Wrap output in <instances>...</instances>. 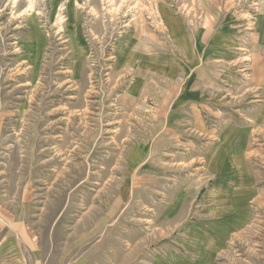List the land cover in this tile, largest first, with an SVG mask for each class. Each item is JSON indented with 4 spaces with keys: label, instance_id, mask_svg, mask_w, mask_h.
I'll return each instance as SVG.
<instances>
[{
    "label": "rangeland",
    "instance_id": "rangeland-1",
    "mask_svg": "<svg viewBox=\"0 0 264 264\" xmlns=\"http://www.w3.org/2000/svg\"><path fill=\"white\" fill-rule=\"evenodd\" d=\"M257 5L0 0V264H264V88L215 37Z\"/></svg>",
    "mask_w": 264,
    "mask_h": 264
},
{
    "label": "crops",
    "instance_id": "crops-1",
    "mask_svg": "<svg viewBox=\"0 0 264 264\" xmlns=\"http://www.w3.org/2000/svg\"><path fill=\"white\" fill-rule=\"evenodd\" d=\"M257 2L258 7L254 6L252 7V10L236 17V24L233 26V29L229 30L227 27H224L215 34V37L218 40L217 43L219 42V44H225V47H227L229 44L233 49H236V54H238V52L241 50H245V59H248L246 66L248 68H251V64H253L254 66L253 76L252 72L248 71V75H251V81L255 76L254 84L256 82V85L254 86H256V88H264V82H258L257 78V71H260L264 74V0H257ZM163 14H165V19L169 22V26H171L174 31V35L169 31L170 35L174 37V39L176 40V44L181 43V45H179V47H181L178 50H180L185 56L183 65H186L182 68V66H176V64H174L175 61H173L171 65H167L165 69L174 71L175 75L173 78L175 80H181V82H183L186 78L187 84L184 87L185 89L183 88V92H181L183 93L181 95V98L185 100V102L187 103L186 105L190 106L192 105L193 101L195 102L194 99H190L197 96L200 97V94L196 92V90H194L192 94L190 93L191 86L188 89H186V87L189 86L192 80L193 69L197 68L198 65L201 66V63L203 62V58L192 54L191 45L206 44L207 33L202 32L196 39L192 40L181 20H179L178 18H173L169 13L165 11L163 12ZM146 55L148 56V54ZM152 68L150 70H153ZM195 107L196 104H193L191 107L192 111H195ZM198 108L196 111L199 112Z\"/></svg>",
    "mask_w": 264,
    "mask_h": 264
},
{
    "label": "bare ground",
    "instance_id": "bare-ground-1",
    "mask_svg": "<svg viewBox=\"0 0 264 264\" xmlns=\"http://www.w3.org/2000/svg\"><path fill=\"white\" fill-rule=\"evenodd\" d=\"M33 7H34V6H33V5H31V6H30V9H33Z\"/></svg>",
    "mask_w": 264,
    "mask_h": 264
}]
</instances>
